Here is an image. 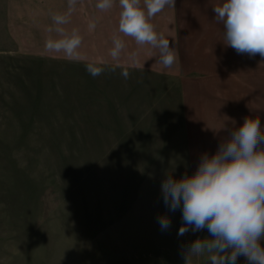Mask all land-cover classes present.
<instances>
[{"label":"rangeland","instance_id":"obj_1","mask_svg":"<svg viewBox=\"0 0 264 264\" xmlns=\"http://www.w3.org/2000/svg\"><path fill=\"white\" fill-rule=\"evenodd\" d=\"M98 2L0 0V264H186L190 243L211 237L178 235L162 181L194 174L245 117L264 131V58L225 47L223 0H175L150 18L177 56L170 68L119 32V0ZM73 33L71 56L49 49Z\"/></svg>","mask_w":264,"mask_h":264},{"label":"clouds","instance_id":"obj_2","mask_svg":"<svg viewBox=\"0 0 264 264\" xmlns=\"http://www.w3.org/2000/svg\"><path fill=\"white\" fill-rule=\"evenodd\" d=\"M114 0H99L96 7L108 10ZM121 6L119 32L132 37L138 45L158 49L159 63L170 68L177 56L169 40L158 35L150 18L175 0H119ZM215 22L223 25L225 47L238 54L264 58V0H223L213 8ZM57 24L67 23L64 16L53 17ZM94 28L95 25H90ZM58 31H60L58 29ZM75 33L57 41H49V49L65 51L71 56L80 45ZM110 54L118 59L125 43L114 38ZM99 75L101 68L89 66ZM123 75L127 77V72ZM260 119L245 117L241 126L230 130L217 151L201 155L196 172L179 179L169 175L161 183V195L170 212L182 211L178 235L207 229L211 238H197L187 247V264L191 255L208 253L211 264H237L243 256L249 264H264V131ZM161 230L171 227V219L157 217Z\"/></svg>","mask_w":264,"mask_h":264}]
</instances>
